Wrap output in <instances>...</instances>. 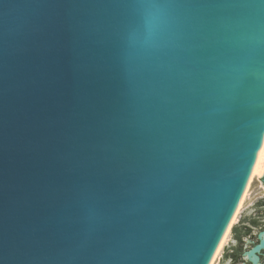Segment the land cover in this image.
Wrapping results in <instances>:
<instances>
[{"label":"water","instance_id":"95a60500","mask_svg":"<svg viewBox=\"0 0 264 264\" xmlns=\"http://www.w3.org/2000/svg\"><path fill=\"white\" fill-rule=\"evenodd\" d=\"M263 142L264 0H0V264H206Z\"/></svg>","mask_w":264,"mask_h":264},{"label":"rangeland","instance_id":"374dc122","mask_svg":"<svg viewBox=\"0 0 264 264\" xmlns=\"http://www.w3.org/2000/svg\"><path fill=\"white\" fill-rule=\"evenodd\" d=\"M262 198H264V186L262 183V179L254 177L248 187L245 200L232 227L237 224L240 226L239 223L244 218V216H252L253 214H256V204ZM232 227L230 230L228 241L224 245L221 254L217 258L215 264H243V262L245 261V256L242 255L236 262L232 259V249L239 250L240 252H242L243 249L242 241L240 242L235 240L234 234L232 232Z\"/></svg>","mask_w":264,"mask_h":264},{"label":"bare ground","instance_id":"6f19581e","mask_svg":"<svg viewBox=\"0 0 264 264\" xmlns=\"http://www.w3.org/2000/svg\"><path fill=\"white\" fill-rule=\"evenodd\" d=\"M264 176V142L260 148V151L256 157V160L246 178V181L238 195V198L231 210V213L215 243V246L206 262V264H215L217 258L220 256L221 251L224 247V245L227 243L231 227L233 223L235 222L237 215L242 207V204L245 200L246 193L248 191V187L253 180L254 177L261 178ZM264 237V234H263ZM252 260H256L255 257H252Z\"/></svg>","mask_w":264,"mask_h":264},{"label":"flooded vegetation","instance_id":"af4514ba","mask_svg":"<svg viewBox=\"0 0 264 264\" xmlns=\"http://www.w3.org/2000/svg\"><path fill=\"white\" fill-rule=\"evenodd\" d=\"M255 231V232H254ZM264 232V198L259 200L256 204V214L252 216H244L240 223V242L242 241L243 249L242 252L236 249H232V258L235 254L239 257L245 256V253L252 249L261 238V234ZM235 238V236H234ZM235 240H237L235 238ZM238 241V240H237ZM258 256V264H264V248L256 251ZM245 261L250 263L245 256Z\"/></svg>","mask_w":264,"mask_h":264},{"label":"trees","instance_id":"16d2710c","mask_svg":"<svg viewBox=\"0 0 264 264\" xmlns=\"http://www.w3.org/2000/svg\"><path fill=\"white\" fill-rule=\"evenodd\" d=\"M240 223H241V221H240ZM240 223H239V224H240ZM239 230H240V226H239L238 224H237V225H234V226L232 227V232H233L235 238H236L238 241H240V233H238ZM232 259L236 262V261L239 259V255H238V254H235V255L233 256Z\"/></svg>","mask_w":264,"mask_h":264}]
</instances>
